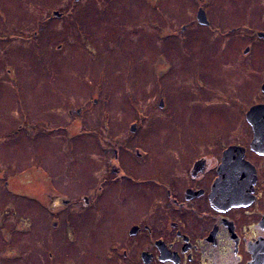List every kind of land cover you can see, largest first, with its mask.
Segmentation results:
<instances>
[{
  "label": "rangeland",
  "instance_id": "1",
  "mask_svg": "<svg viewBox=\"0 0 264 264\" xmlns=\"http://www.w3.org/2000/svg\"><path fill=\"white\" fill-rule=\"evenodd\" d=\"M257 32L264 0H0V247L18 240L44 260L23 228L44 231L57 187L86 194L102 175L101 136L144 132L158 147L167 130L227 124L243 92L256 102L257 60L242 72L236 60L264 50ZM195 75L214 85L212 112L197 113Z\"/></svg>",
  "mask_w": 264,
  "mask_h": 264
},
{
  "label": "flooded vegetation",
  "instance_id": "2",
  "mask_svg": "<svg viewBox=\"0 0 264 264\" xmlns=\"http://www.w3.org/2000/svg\"><path fill=\"white\" fill-rule=\"evenodd\" d=\"M251 60L261 80L256 102L244 103L243 92V104L222 115L227 124L170 129L158 147L144 132L101 136L102 175L86 194L63 197L57 187L44 231L23 228L44 260L30 262L18 240L6 239L0 264H264V50L236 60L238 70ZM192 83L197 113L212 112V82L195 75ZM109 118L104 110V127Z\"/></svg>",
  "mask_w": 264,
  "mask_h": 264
},
{
  "label": "water",
  "instance_id": "3",
  "mask_svg": "<svg viewBox=\"0 0 264 264\" xmlns=\"http://www.w3.org/2000/svg\"><path fill=\"white\" fill-rule=\"evenodd\" d=\"M75 1L78 2V0H75ZM204 14L205 13L202 10H199L196 17L198 18L200 24H202V25H208V23L206 21V17H205ZM53 15L56 18L61 16V14L59 12H53ZM257 37L264 39V34L263 33H257ZM251 111H253V109ZM131 129H132V131L134 130L133 128H131ZM254 129H255V131L258 130V128H256V127ZM258 131H260V130H258ZM232 151H233V149L226 150V153L224 154V164L225 165L227 163H230V159H232L231 156H230Z\"/></svg>",
  "mask_w": 264,
  "mask_h": 264
}]
</instances>
